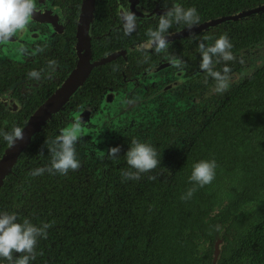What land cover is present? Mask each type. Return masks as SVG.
Segmentation results:
<instances>
[{
  "label": "flooded vegetation",
  "instance_id": "obj_1",
  "mask_svg": "<svg viewBox=\"0 0 264 264\" xmlns=\"http://www.w3.org/2000/svg\"><path fill=\"white\" fill-rule=\"evenodd\" d=\"M34 2L26 28L0 42V163L9 148L5 133L24 128L69 81L77 87L0 172V211L50 224L47 236L37 240L31 264H69L73 245L80 264H253L254 243L264 238L263 163L258 184L243 189L249 194H242L239 204L229 197L217 204L214 198L199 202L196 187L184 234L173 231V225L181 227V215L173 217L168 208L182 209L178 191L193 186L188 180L192 162L209 154V142L245 107L253 88L257 104L262 103L264 10L237 15L264 0ZM173 2L195 6L199 24L173 23L167 49L138 51L147 29ZM124 9L136 15L127 35ZM221 34L229 37L234 59L214 64L216 70L228 64L232 77L228 89L217 93L215 81L199 69L198 44H210ZM169 56L183 61L182 70L168 63ZM81 64L89 69L75 82L71 79ZM77 114L85 131L75 144L80 166L66 174L30 176L49 165L46 142ZM130 137L161 150L163 170L124 179L120 173L128 167L123 154ZM115 145L118 156L109 158L107 149ZM181 236L185 242L170 247L168 239Z\"/></svg>",
  "mask_w": 264,
  "mask_h": 264
},
{
  "label": "clouds",
  "instance_id": "obj_2",
  "mask_svg": "<svg viewBox=\"0 0 264 264\" xmlns=\"http://www.w3.org/2000/svg\"><path fill=\"white\" fill-rule=\"evenodd\" d=\"M35 10L34 0H0V42H6L15 34L23 31ZM122 20L123 31L127 35L135 28L136 15L129 9H124L122 10ZM199 22L200 15L195 6L184 7L181 3L173 2L171 7H167L163 13L158 15L155 27L147 29V38L137 46V50L151 49L159 53L167 49L170 44L166 36L170 35L169 29L173 23L191 28ZM232 47L233 45L226 34L217 36L210 44H198L199 69L206 72L215 81L213 90L217 93L228 89L232 77L229 74L228 64H224L220 70H216L214 64L219 61L233 60ZM168 63L182 70L183 61L179 57L169 56ZM29 75L38 77V73L35 71H31ZM84 134L81 115L77 114L70 124L61 128L57 135L46 142L47 150L51 154L49 165L35 168L29 172V175L37 176L45 171L66 174L69 169H77L80 166V161L77 159L75 144ZM23 135V128L13 127L10 132L3 135V140L9 147H12L17 141L23 139ZM118 152L119 145L110 146L106 155L109 158H116ZM123 155L125 164L128 166L120 173L124 179L138 180L141 174L150 173L153 169L160 167L161 150L158 152L150 142L135 137H130L128 147ZM160 168L163 170L162 167ZM216 168L217 163L214 158H201L193 161L188 180L194 183L181 196V199L191 198L196 187H203L211 183L216 175ZM148 178L156 179L152 175H149ZM49 227L48 222H41L37 225L26 217L18 220L16 212L0 211V264H31V261L35 259L34 248L37 240L47 236ZM215 227L217 231H220V225ZM13 250L19 255L14 257Z\"/></svg>",
  "mask_w": 264,
  "mask_h": 264
},
{
  "label": "trees",
  "instance_id": "obj_3",
  "mask_svg": "<svg viewBox=\"0 0 264 264\" xmlns=\"http://www.w3.org/2000/svg\"><path fill=\"white\" fill-rule=\"evenodd\" d=\"M258 99L259 95L253 88L249 93L245 107L229 117L228 127L220 130L209 142L211 143L209 154L205 152L204 155L205 159L214 158L216 160V175L211 183L197 187L199 202H206L214 198L213 203L217 204L229 197L230 203L239 204L242 202V194H249L243 192V189L253 188L258 184L260 180L257 173L260 169L259 165L261 163L264 165V92L261 104H257ZM262 185L264 186V178H262ZM188 188L187 185L182 186L178 191L180 194L178 196L181 197ZM193 196L194 192L191 198L182 199V209H176L174 206L168 208L169 214L173 217L181 215L182 225L181 227L173 225V231L178 232L181 229L183 234L185 233L188 226L184 222L186 219H190L193 213L191 209ZM185 240L186 238L181 236L177 239L170 238L168 242L171 243L170 247H177V244H182ZM94 242L96 245L98 244L96 241ZM254 245L258 253L253 264L256 262L264 264V238L262 240L259 238ZM75 247L73 245L71 248L72 255L69 258V264H80L79 251ZM160 251H162V247Z\"/></svg>",
  "mask_w": 264,
  "mask_h": 264
},
{
  "label": "water",
  "instance_id": "obj_4",
  "mask_svg": "<svg viewBox=\"0 0 264 264\" xmlns=\"http://www.w3.org/2000/svg\"><path fill=\"white\" fill-rule=\"evenodd\" d=\"M261 10H264V4L254 8L253 10L250 11H246V12H242L239 13L237 16L239 15H244L246 13H251V12H259ZM89 69V65L85 66L84 64H81L74 72L72 79L75 82L79 81L81 82L83 80V78L86 76L87 72ZM74 83H71V81H69V83H67L65 86H63L56 94L55 98L53 99V101H51L48 105H44L43 108L41 110H39L38 114H35L30 121L28 122V124L23 128V139L19 140L16 142V144L12 147H9L6 154L4 155V159L3 161L0 163V172L2 171L3 173H5V167H4V162L6 159L10 160L9 162H11V159L17 157L18 154L21 153L22 149L25 147L26 142L32 137V135L41 127L42 123L47 119V117L54 111L57 109V103L59 104L63 97L72 94L75 87H77V84L75 86H73ZM3 174H0V178Z\"/></svg>",
  "mask_w": 264,
  "mask_h": 264
}]
</instances>
